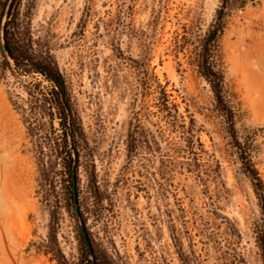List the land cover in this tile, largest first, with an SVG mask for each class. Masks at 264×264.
Instances as JSON below:
<instances>
[{
  "label": "rangeland",
  "instance_id": "rangeland-1",
  "mask_svg": "<svg viewBox=\"0 0 264 264\" xmlns=\"http://www.w3.org/2000/svg\"><path fill=\"white\" fill-rule=\"evenodd\" d=\"M11 9L8 30L49 52L65 78L78 135H65L57 114L51 130L40 101L53 85L8 66L0 33V264L91 260L66 168L77 156L98 264H264L263 217L241 160L243 151L264 182V0H13ZM221 10L223 106L193 64ZM160 87L192 135L166 122ZM54 147L62 154L51 166Z\"/></svg>",
  "mask_w": 264,
  "mask_h": 264
},
{
  "label": "trees",
  "instance_id": "trees-1",
  "mask_svg": "<svg viewBox=\"0 0 264 264\" xmlns=\"http://www.w3.org/2000/svg\"><path fill=\"white\" fill-rule=\"evenodd\" d=\"M7 1L8 0L5 1V5ZM223 14L222 10L219 11L216 20L210 25L205 37H198L194 49L193 59V64L196 67L197 73L211 85L217 103L220 106L224 105V76L223 73L217 69L214 59L219 48L220 38L224 31L225 25L223 22ZM11 15L12 9L9 12V18ZM8 29L9 22L5 26L4 40L10 59L14 63L15 67H17V69H23L25 73L42 76L53 85L51 91L46 95L44 94V97L40 101L44 104L43 109L46 111L50 120L49 123L51 130L53 128L55 114H57L60 119V125L64 129V134L71 135L74 139L75 135H78L77 119L73 111L65 78L60 72L54 58L47 51H37L34 48V41L31 37H25L24 34L19 31L11 32ZM4 57L6 59V64L10 66V63L5 55ZM12 69L14 70V68ZM159 95L160 109L165 114V119L167 120L166 122L174 129L180 128L183 130L181 131L183 135H192L191 129L186 128L185 121L180 120L183 119V117L179 115L178 108L171 102L167 91L160 87ZM191 124H193L192 121ZM32 131H39V126L35 125ZM54 140L51 141L54 142ZM66 147H69L68 140ZM61 154L62 153L59 152L58 147L51 149V153L49 155L51 166L55 165ZM78 159V156L77 159L75 157H71L70 163L66 166L67 174L69 175L70 180L73 179L72 173ZM241 160L245 166V173L251 180L263 217V225L257 226V235L258 244L264 259V182L255 166L251 163L248 156L243 151H241ZM82 264H98V261L95 256L94 261L86 259V261Z\"/></svg>",
  "mask_w": 264,
  "mask_h": 264
},
{
  "label": "water",
  "instance_id": "water-1",
  "mask_svg": "<svg viewBox=\"0 0 264 264\" xmlns=\"http://www.w3.org/2000/svg\"><path fill=\"white\" fill-rule=\"evenodd\" d=\"M12 2H13V0H9V2H8V5H7L6 10L4 12V22L1 24V28H0V33H1V36H2L1 47H2L4 55L6 56V58L8 60H10V56H9V52H8V49L6 47V43H5V40H4V32H5V26H6V22L5 21L9 17V12H10V9H11V3ZM74 166H75V164H74ZM72 175H73L72 182H73V210H74V215H75V218L77 220L78 228H79V231H80V235H81L83 243H84V245L86 247L87 253H88L89 257L91 258V260L94 261V253H93L91 241L89 239V235H88L85 223L83 221V218H82L81 212H80V207H79V202H78V194H77V189H76V186H75L76 183H75L74 170H73Z\"/></svg>",
  "mask_w": 264,
  "mask_h": 264
}]
</instances>
